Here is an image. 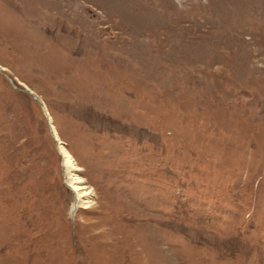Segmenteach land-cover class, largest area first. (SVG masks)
<instances>
[{
  "label": "rangeland",
  "instance_id": "rangeland-1",
  "mask_svg": "<svg viewBox=\"0 0 264 264\" xmlns=\"http://www.w3.org/2000/svg\"><path fill=\"white\" fill-rule=\"evenodd\" d=\"M0 264H264V0H0Z\"/></svg>",
  "mask_w": 264,
  "mask_h": 264
},
{
  "label": "bare ground",
  "instance_id": "bare-ground-1",
  "mask_svg": "<svg viewBox=\"0 0 264 264\" xmlns=\"http://www.w3.org/2000/svg\"><path fill=\"white\" fill-rule=\"evenodd\" d=\"M52 130L54 136L58 138L57 134L55 133V130L54 129ZM59 150L62 155L63 165L65 167L66 174L70 179L69 184L75 193V203L77 205L76 207L79 206L85 207L92 201V197H93L91 194L92 192L87 191L85 186L83 185V180L75 173H73V170L77 168L76 164L72 156L67 151V149L64 147L63 144H60V142H59Z\"/></svg>",
  "mask_w": 264,
  "mask_h": 264
},
{
  "label": "water",
  "instance_id": "water-1",
  "mask_svg": "<svg viewBox=\"0 0 264 264\" xmlns=\"http://www.w3.org/2000/svg\"><path fill=\"white\" fill-rule=\"evenodd\" d=\"M26 91L28 92V93H31L29 90H27L26 89ZM37 100H38V102H40L41 103V105H42V107L45 109V105H44V103L42 102V100H40L39 98H37V97H35ZM45 115L47 116V118H48V114H47V112L45 113ZM49 122V121H48ZM50 124V123H49Z\"/></svg>",
  "mask_w": 264,
  "mask_h": 264
}]
</instances>
